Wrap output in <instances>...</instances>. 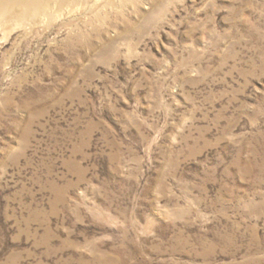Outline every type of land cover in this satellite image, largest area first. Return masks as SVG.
Wrapping results in <instances>:
<instances>
[{"label": "rangeland", "instance_id": "rangeland-1", "mask_svg": "<svg viewBox=\"0 0 264 264\" xmlns=\"http://www.w3.org/2000/svg\"><path fill=\"white\" fill-rule=\"evenodd\" d=\"M0 4V264H264V0Z\"/></svg>", "mask_w": 264, "mask_h": 264}, {"label": "bare ground", "instance_id": "bare-ground-1", "mask_svg": "<svg viewBox=\"0 0 264 264\" xmlns=\"http://www.w3.org/2000/svg\"><path fill=\"white\" fill-rule=\"evenodd\" d=\"M37 0H17V6H20L22 8V12H21V17L25 19L27 16H29V14L31 13V11L33 10V4L34 2H36ZM7 2V1H6ZM1 5V4H0ZM8 6L7 4L5 5V7ZM3 8H0V17L2 18L5 15V11H2ZM8 9V8H6ZM10 17V16H9ZM16 19V17L14 18ZM4 20V19H3ZM21 20V19H20ZM19 20V21H20ZM2 22V21H1Z\"/></svg>", "mask_w": 264, "mask_h": 264}]
</instances>
